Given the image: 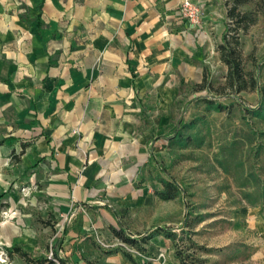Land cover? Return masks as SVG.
Here are the masks:
<instances>
[{"label": "crops", "instance_id": "1", "mask_svg": "<svg viewBox=\"0 0 264 264\" xmlns=\"http://www.w3.org/2000/svg\"><path fill=\"white\" fill-rule=\"evenodd\" d=\"M193 1L203 5L195 29L178 15L182 0H0V147L62 212L77 213L74 232L102 226L117 240L112 228L154 220L152 171L171 150V129L149 133L144 104L161 99L167 112L180 83L223 84L228 70L217 51L224 1ZM252 28L241 41L259 67L264 42ZM164 241L145 247L154 253ZM89 242L96 259L86 264H131L118 247L107 254Z\"/></svg>", "mask_w": 264, "mask_h": 264}, {"label": "rangeland", "instance_id": "2", "mask_svg": "<svg viewBox=\"0 0 264 264\" xmlns=\"http://www.w3.org/2000/svg\"><path fill=\"white\" fill-rule=\"evenodd\" d=\"M259 24L252 29L256 39L264 42ZM189 27L195 29L198 26ZM243 54L246 70L254 69L260 85L264 86V63L254 67L247 57L249 54ZM254 55L264 62V44ZM211 84L217 87L221 82L212 81ZM194 91L195 83H180L178 92L165 99L167 112L159 109L162 107L161 99H152L153 102L150 100L144 104L150 110L145 115L154 123L153 129L149 127V133L159 136L171 129V134L181 118L186 122L194 119L197 121L196 127L191 133L199 132L200 136H204L205 146L198 150L174 149L164 156L157 154L160 165L168 174L162 175L160 169L153 170L155 186L161 188L158 176L171 177L180 185L181 193L173 200L156 199L154 220L149 218L147 222L140 219L139 222L143 221L144 225L128 226L127 232H151L157 227H169L180 232L188 215L190 219L201 217L191 237L198 245L195 257L206 259L204 264H264V204L255 207L238 205L237 187L232 179L225 180V174L216 168L214 162V154L219 148L230 143L236 131L249 127L242 122L237 105L231 107L229 114L205 113L201 100L214 98L230 105L235 103L234 97H217L207 89L197 93ZM248 94L240 97L245 103L255 105L256 96ZM248 120L254 128L264 129V125H259L255 119L248 117ZM209 143L211 146H206ZM9 149V146L0 147V261L3 264H27L14 247L27 252L34 260L50 259L53 264H61V261L86 264L88 260L96 259L90 240L109 249L122 245L102 226H79L80 231L74 232L77 213L62 212L53 195L48 193L47 186L39 183L41 179L31 182L29 170L20 169L9 155ZM249 152L264 186V155L259 160H253L254 153L250 149ZM189 155L192 158H188ZM226 186H230L231 194L223 192ZM76 237L77 240L73 242ZM157 247L159 251L141 254L125 245L139 264H179L172 241L157 243Z\"/></svg>", "mask_w": 264, "mask_h": 264}, {"label": "trees", "instance_id": "3", "mask_svg": "<svg viewBox=\"0 0 264 264\" xmlns=\"http://www.w3.org/2000/svg\"><path fill=\"white\" fill-rule=\"evenodd\" d=\"M226 7V30L222 36V43L218 45L217 51L220 60L227 66L226 80L223 84L213 87L211 82L205 79L200 84H195V91L210 90L217 97H234L235 103H222L214 98L201 99L204 103L205 113L225 112L230 113L231 107L238 106L241 113V119L249 128H242L236 131L232 136L230 143L223 145L214 154L216 168H219L225 174V180L232 179L238 189V205L248 204L249 206H262L264 204V186L261 176L255 171V165L248 150L253 152V160H259L264 155V129L254 128L249 118L255 119L256 122L264 125V86H261L254 69L246 70L245 59L243 54V43L241 35L247 34L248 31L256 26L260 21L264 25V0H223ZM264 29V26H263ZM252 64L256 65V59L253 53L247 55ZM258 92V102L256 106L249 105L240 97V93ZM196 120L192 119L186 122L183 118L179 120L177 126L172 130L168 139V146L171 150H198L205 146L204 136L198 133H191L196 127ZM190 131V132H189ZM2 142L0 141V144ZM211 146L209 143L206 145ZM18 161V155L13 157ZM188 158H192L191 155ZM264 163V159L262 160ZM160 170L164 174L166 170L160 165ZM158 182L161 188L155 186V195L160 200H173L181 193V188L173 178H164L158 176ZM230 186H226L223 192L231 194ZM201 221V217L190 219L187 216L185 223L180 227V232L172 228H154L151 232L141 236L140 234H128L123 228H112L116 239L122 243L118 249L131 264H139L133 254L125 248V245L135 249L141 254L148 250L145 244L157 235H163L170 239L175 249V257L179 264H204L206 259L195 257V248L197 243L191 235L196 223ZM27 264H53V261L34 260L29 254L22 251L19 247H14ZM113 249H105V253L111 254ZM66 264V261H61ZM88 264H98L89 262Z\"/></svg>", "mask_w": 264, "mask_h": 264}, {"label": "built area", "instance_id": "4", "mask_svg": "<svg viewBox=\"0 0 264 264\" xmlns=\"http://www.w3.org/2000/svg\"><path fill=\"white\" fill-rule=\"evenodd\" d=\"M202 7L203 5L199 1L182 0L178 15L183 21L189 23L191 27H197L201 24Z\"/></svg>", "mask_w": 264, "mask_h": 264}, {"label": "clouds", "instance_id": "5", "mask_svg": "<svg viewBox=\"0 0 264 264\" xmlns=\"http://www.w3.org/2000/svg\"><path fill=\"white\" fill-rule=\"evenodd\" d=\"M0 264H3V261H0Z\"/></svg>", "mask_w": 264, "mask_h": 264}]
</instances>
